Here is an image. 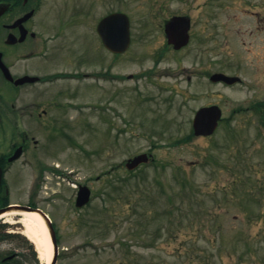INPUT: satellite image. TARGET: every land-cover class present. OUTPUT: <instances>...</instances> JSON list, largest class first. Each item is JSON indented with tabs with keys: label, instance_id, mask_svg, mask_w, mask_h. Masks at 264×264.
Returning a JSON list of instances; mask_svg holds the SVG:
<instances>
[{
	"label": "rangeland",
	"instance_id": "obj_1",
	"mask_svg": "<svg viewBox=\"0 0 264 264\" xmlns=\"http://www.w3.org/2000/svg\"><path fill=\"white\" fill-rule=\"evenodd\" d=\"M42 5V12L59 11L67 19L76 14L77 73L108 64L96 24L122 12L131 21V45L113 61L112 72L138 75L151 68L172 75L158 76V93L149 103L141 95H153L147 88L153 83L144 87L133 79L128 89L116 83L113 125L106 123L111 106L100 96L101 86L76 80V114L69 115L76 116V137L50 140L46 164L55 171H34L31 180L34 205L57 235L56 264H264V140L251 129L234 139L223 129L211 138L192 135L190 114L201 101L185 100L188 48L174 52L163 34V21L189 16L197 19L207 47L247 37L254 25L246 12L263 10L264 0H43ZM125 90L127 113L116 104ZM120 111L129 125L118 122ZM111 127L128 131L115 134ZM141 153H151L152 162L127 171L125 161ZM79 184L91 191L81 209L73 203ZM27 243L34 264H44Z\"/></svg>",
	"mask_w": 264,
	"mask_h": 264
},
{
	"label": "flooded vegetation",
	"instance_id": "obj_2",
	"mask_svg": "<svg viewBox=\"0 0 264 264\" xmlns=\"http://www.w3.org/2000/svg\"><path fill=\"white\" fill-rule=\"evenodd\" d=\"M42 4L43 0H0V264H34L20 215L12 210L38 208L33 206L32 174L55 171L46 164L50 154L45 146L57 137L65 140L73 139L70 135L76 137V116H69L76 114V80L86 78L101 86L100 96L111 106L110 120L106 118V123L113 125L112 97L116 83L127 89L133 79L139 78L144 87L153 83L147 88L154 94L141 95L149 103L156 97L158 86L154 81L159 80L158 76L172 78L169 73L158 75L151 68L138 75L114 74L113 61L119 62L126 56L130 46L123 53L106 51L108 64L98 72L77 73L76 14L67 19L59 11L42 12ZM254 12H246L252 19L250 25H254L247 37H229L230 42L209 47L203 42V32L196 30L197 19L186 16L188 40L183 48H188L189 64L183 74L185 100L201 101L190 114L192 135L197 111L217 107L216 129L202 138H211L223 129L234 139L238 133L251 129L264 140V9ZM257 33L259 37L254 36ZM210 40L216 43L219 38ZM183 48L172 50L178 52ZM166 87L165 84L163 88ZM127 93L125 90L116 103L126 113ZM116 116L122 126L129 125L125 112L124 120L121 111ZM110 129L115 134L128 131Z\"/></svg>",
	"mask_w": 264,
	"mask_h": 264
},
{
	"label": "water",
	"instance_id": "obj_3",
	"mask_svg": "<svg viewBox=\"0 0 264 264\" xmlns=\"http://www.w3.org/2000/svg\"><path fill=\"white\" fill-rule=\"evenodd\" d=\"M97 33L103 45L114 53H120L127 49L129 45V23L124 14L113 13L101 19L97 25ZM188 22L184 18H173L165 24V35L167 43L173 45L174 49H179L187 42L186 32ZM219 115L215 108L201 109L197 112L194 120L195 134H210L215 126ZM148 157L145 154L135 156L126 161L125 167L133 170L142 163H147ZM89 190L86 187H79L76 197V207H82L88 202ZM18 211L35 213L46 226L52 245V258L50 264H55L57 246L55 234L47 217L38 209L16 207Z\"/></svg>",
	"mask_w": 264,
	"mask_h": 264
},
{
	"label": "bare ground",
	"instance_id": "obj_4",
	"mask_svg": "<svg viewBox=\"0 0 264 264\" xmlns=\"http://www.w3.org/2000/svg\"><path fill=\"white\" fill-rule=\"evenodd\" d=\"M23 235L34 245L38 258L48 264L52 255V247L48 232L40 217L35 213H24L20 217Z\"/></svg>",
	"mask_w": 264,
	"mask_h": 264
}]
</instances>
